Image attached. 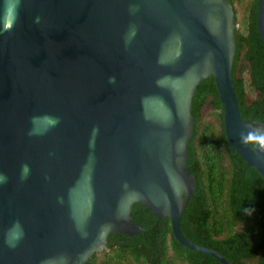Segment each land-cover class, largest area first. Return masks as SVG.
Segmentation results:
<instances>
[{
  "label": "water",
  "instance_id": "water-1",
  "mask_svg": "<svg viewBox=\"0 0 264 264\" xmlns=\"http://www.w3.org/2000/svg\"><path fill=\"white\" fill-rule=\"evenodd\" d=\"M257 25L264 42V0ZM235 30L228 0H0V264H87L110 235L144 234L135 204L171 219L182 246L231 264L181 221L197 186L192 102L207 78L229 144L264 178V152L240 141L264 123L241 116Z\"/></svg>",
  "mask_w": 264,
  "mask_h": 264
},
{
  "label": "trees",
  "instance_id": "trees-1",
  "mask_svg": "<svg viewBox=\"0 0 264 264\" xmlns=\"http://www.w3.org/2000/svg\"><path fill=\"white\" fill-rule=\"evenodd\" d=\"M228 1L235 13L233 80L241 116L264 123V42L257 25L258 0ZM240 10L245 13L242 22ZM249 93L257 97L251 100ZM207 106L213 110L210 119L203 117ZM192 114L195 125L187 167L197 186L182 216V233L231 264H264V178L229 144L213 77L197 86ZM131 215L144 234L110 235L108 249L87 264H223L182 246L173 235L171 219H160L141 204L134 205Z\"/></svg>",
  "mask_w": 264,
  "mask_h": 264
},
{
  "label": "clouds",
  "instance_id": "clouds-1",
  "mask_svg": "<svg viewBox=\"0 0 264 264\" xmlns=\"http://www.w3.org/2000/svg\"><path fill=\"white\" fill-rule=\"evenodd\" d=\"M37 23H39V18H37ZM111 82H115V78H111ZM48 120L52 126H55L59 123V118L57 117H48ZM97 131V130H94ZM240 141L245 145H251L254 149L258 148L259 151L264 152V126L252 127L247 132L240 133ZM30 174V168L28 164H23L21 166L20 179H27ZM8 177L0 173V184L7 183ZM245 212L251 214L250 209H245ZM10 232L15 233V240H18L22 236V226L19 221L13 223ZM15 240L9 239L7 242L10 246H15Z\"/></svg>",
  "mask_w": 264,
  "mask_h": 264
},
{
  "label": "rangeland",
  "instance_id": "rangeland-1",
  "mask_svg": "<svg viewBox=\"0 0 264 264\" xmlns=\"http://www.w3.org/2000/svg\"><path fill=\"white\" fill-rule=\"evenodd\" d=\"M244 14L245 13H243V11L240 10L239 15H238L240 22H242L243 19L245 18ZM249 96H250V99L252 100V99H255L257 97V94L256 93H249ZM212 114H213L212 108L210 106H207L204 109L203 117H204V119H210L212 117Z\"/></svg>",
  "mask_w": 264,
  "mask_h": 264
}]
</instances>
